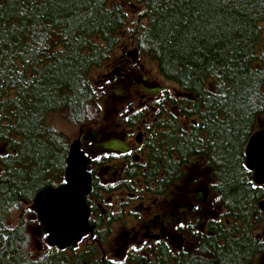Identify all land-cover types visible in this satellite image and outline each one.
Returning a JSON list of instances; mask_svg holds the SVG:
<instances>
[{"label": "trees", "instance_id": "16d2710c", "mask_svg": "<svg viewBox=\"0 0 264 264\" xmlns=\"http://www.w3.org/2000/svg\"><path fill=\"white\" fill-rule=\"evenodd\" d=\"M135 1L138 52L200 108L210 209L220 211L185 252L156 264H252L264 254L256 237L264 190L249 183L244 149L263 129L264 0ZM125 20L116 0H0V264L70 263L46 246L29 209L40 190L63 183L70 136L46 119L88 121L96 101L89 72L107 59Z\"/></svg>", "mask_w": 264, "mask_h": 264}, {"label": "flooded vegetation", "instance_id": "af4514ba", "mask_svg": "<svg viewBox=\"0 0 264 264\" xmlns=\"http://www.w3.org/2000/svg\"><path fill=\"white\" fill-rule=\"evenodd\" d=\"M141 22L137 16L127 38L117 37L96 68L100 73L91 84L96 101L88 121L76 126L51 114L46 119L70 136L67 154L77 140L88 159L90 191L85 205L91 234L75 248L60 251L69 264L170 260L185 252L192 236L205 232L210 219L219 217L205 209L214 199L203 124L194 111L200 108L190 106L192 98L177 86L170 91L159 87L164 80L135 42ZM178 224L185 227L177 228ZM256 237L264 239V229ZM132 246L139 250L131 252ZM263 255H255L252 264Z\"/></svg>", "mask_w": 264, "mask_h": 264}, {"label": "water", "instance_id": "95a60500", "mask_svg": "<svg viewBox=\"0 0 264 264\" xmlns=\"http://www.w3.org/2000/svg\"><path fill=\"white\" fill-rule=\"evenodd\" d=\"M262 130L264 128L254 132L245 145V167L248 145L252 147L264 144V132H260ZM65 163L63 177L64 182L68 181L69 184L63 182L59 187L40 190L29 206L46 235L47 247L58 251L75 248L84 236L91 234L88 224L89 212L85 205V197L90 191V177L86 171L88 159L80 151L79 141L70 144ZM248 172L254 184L264 182V177L257 176L254 170Z\"/></svg>", "mask_w": 264, "mask_h": 264}, {"label": "rangeland", "instance_id": "374dc122", "mask_svg": "<svg viewBox=\"0 0 264 264\" xmlns=\"http://www.w3.org/2000/svg\"><path fill=\"white\" fill-rule=\"evenodd\" d=\"M116 2L122 7L124 13L126 14V20H125L124 26L122 27V29L118 33L117 37L127 38V36H128L127 32L132 31V29L136 26L137 16H138V14L141 13L142 6L137 4L135 0H116ZM154 64H155V62H154ZM99 73H100V71L96 68L92 69L89 72L88 79H89L91 84L94 83V81L96 80V77L98 76ZM158 85L163 90H169L170 91V90H173L176 88L175 85L168 83L165 80L160 82V83L158 82ZM262 121H264V118H260V120H258L256 122V126L258 127L259 125H261ZM0 147H1V145H0ZM211 207H213V206H211ZM214 208H213V210L207 209V208H205V209L208 211L209 215L216 216L217 214L220 213V211H217L216 208L215 209ZM256 261L257 260H254L253 263L255 264ZM258 264H264V255L259 259Z\"/></svg>", "mask_w": 264, "mask_h": 264}, {"label": "snow or ice", "instance_id": "6c2138e0", "mask_svg": "<svg viewBox=\"0 0 264 264\" xmlns=\"http://www.w3.org/2000/svg\"><path fill=\"white\" fill-rule=\"evenodd\" d=\"M261 127L264 128V121L261 122ZM260 132H264V130L260 131ZM233 144L231 145V147L236 151L237 154H239V150H240V146L242 144V141L240 140V138L234 137L233 138ZM247 154H248V159L246 161V167H244V171L247 172L249 170H254L257 176H261L264 177V144H256L253 145L252 147H250V144L248 145L247 149ZM96 160H99L100 157L97 156L95 157ZM249 165H251V167H249ZM64 183L69 184L68 181H65ZM249 183L251 184L252 188L255 189L257 185H261V189L264 190V182H261L259 184H252L251 181H249ZM71 186V185H69ZM217 200H219V197H217ZM195 211L199 212L200 209L197 207L195 209ZM185 224H178L177 228H184ZM95 239V238H93ZM145 243H147L145 241ZM156 243H160L159 240H156ZM261 244H264V240H261ZM139 250L138 246H132L130 248L131 252H136ZM124 259H127L126 257ZM109 264H116V261H110ZM120 264H124V261L121 260Z\"/></svg>", "mask_w": 264, "mask_h": 264}]
</instances>
